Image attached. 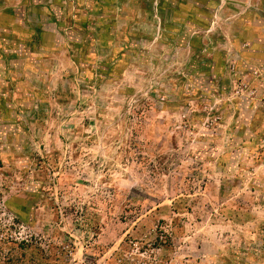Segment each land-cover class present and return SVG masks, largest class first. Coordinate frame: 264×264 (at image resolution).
<instances>
[{
	"label": "rangeland",
	"instance_id": "rangeland-1",
	"mask_svg": "<svg viewBox=\"0 0 264 264\" xmlns=\"http://www.w3.org/2000/svg\"><path fill=\"white\" fill-rule=\"evenodd\" d=\"M0 223L38 264H264V0H0Z\"/></svg>",
	"mask_w": 264,
	"mask_h": 264
},
{
	"label": "trees",
	"instance_id": "trees-1",
	"mask_svg": "<svg viewBox=\"0 0 264 264\" xmlns=\"http://www.w3.org/2000/svg\"><path fill=\"white\" fill-rule=\"evenodd\" d=\"M10 230L0 223V264H38V247L30 241H15Z\"/></svg>",
	"mask_w": 264,
	"mask_h": 264
}]
</instances>
